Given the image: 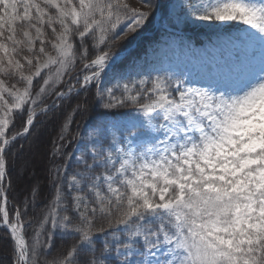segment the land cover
<instances>
[{
  "label": "snow or ice",
  "instance_id": "snow-or-ice-1",
  "mask_svg": "<svg viewBox=\"0 0 264 264\" xmlns=\"http://www.w3.org/2000/svg\"><path fill=\"white\" fill-rule=\"evenodd\" d=\"M157 18L226 33L227 55L129 69L118 49ZM82 93L40 203L13 173ZM0 232L6 264H264V0H0Z\"/></svg>",
  "mask_w": 264,
  "mask_h": 264
},
{
  "label": "rangeland",
  "instance_id": "rangeland-1",
  "mask_svg": "<svg viewBox=\"0 0 264 264\" xmlns=\"http://www.w3.org/2000/svg\"><path fill=\"white\" fill-rule=\"evenodd\" d=\"M157 24H159V21L157 22L156 20L154 25ZM160 27H165L170 34L160 36L152 45H146L143 52L137 51V57H135V54H131L130 59L125 61L129 69H131L133 64L141 67L154 66L158 68L179 65L182 68L197 71L212 63L214 59H221L227 55V52L223 51L226 46L222 43L224 36L227 34L220 30L196 26L187 28L181 26L178 29H174L167 24ZM119 111L127 112L129 110L120 109ZM91 124H86L81 132H84ZM54 128L53 124H48L45 131L49 132L52 129L54 130ZM41 136L27 143L25 146L26 158L33 160V167L30 171H34V175L30 179L20 182L17 181L16 175L13 173V180L16 183L18 191L20 188L27 190V187L32 183L39 184L41 189H44L46 186L45 170L49 146L46 145L45 147V144L41 141ZM73 147H75V144ZM0 236H2V232H0ZM4 247H6L4 241L0 240V249ZM0 264H6L2 251H0Z\"/></svg>",
  "mask_w": 264,
  "mask_h": 264
},
{
  "label": "trees",
  "instance_id": "trees-1",
  "mask_svg": "<svg viewBox=\"0 0 264 264\" xmlns=\"http://www.w3.org/2000/svg\"><path fill=\"white\" fill-rule=\"evenodd\" d=\"M150 26H151V23L145 29L149 28ZM132 39L125 42V44L122 45L121 49L126 47L131 42ZM94 91L95 90L92 89L91 91H89L86 94V98H87L88 104L90 106V111L87 114H79L78 113L75 116L74 122L72 124V132L73 133H75L77 131V127L79 128V131H80L81 128L83 127V125L87 121H89L92 117H94V118L96 117V110L92 107L95 103ZM84 99H85V94L82 93L80 97H74L70 101L62 102L61 107L59 109H57L56 112L53 113L51 117L41 118L42 123L38 124L36 132L33 134L32 137L29 138V141L25 143V146L27 143L32 142L37 137L42 135L41 136L42 140L41 139L40 140L45 144V147H46V145L49 146V150H50V147H51L50 141L56 136L57 131L59 129V125H60V123L63 122L64 116L71 112L72 108L75 107L76 103L81 102ZM48 124H50V125L53 124L55 127L54 130L52 129L49 132H46L45 130H46ZM69 150H71V149H69ZM47 156H48V154H47ZM45 174H46V170H45ZM13 182H14V180H13ZM14 184H16V183H14ZM50 197H51V188L46 183V186L44 187V189H41L40 196H39V202L43 203V202L47 201Z\"/></svg>",
  "mask_w": 264,
  "mask_h": 264
}]
</instances>
